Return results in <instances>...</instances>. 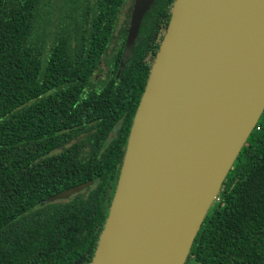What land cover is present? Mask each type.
<instances>
[{
  "label": "trees",
  "instance_id": "16d2710c",
  "mask_svg": "<svg viewBox=\"0 0 264 264\" xmlns=\"http://www.w3.org/2000/svg\"><path fill=\"white\" fill-rule=\"evenodd\" d=\"M133 1L0 0V264L91 262L174 2H153L123 57ZM190 262L264 264V111Z\"/></svg>",
  "mask_w": 264,
  "mask_h": 264
},
{
  "label": "water",
  "instance_id": "95a60500",
  "mask_svg": "<svg viewBox=\"0 0 264 264\" xmlns=\"http://www.w3.org/2000/svg\"><path fill=\"white\" fill-rule=\"evenodd\" d=\"M154 1H133L123 57ZM263 111L264 0H174L89 264H185Z\"/></svg>",
  "mask_w": 264,
  "mask_h": 264
},
{
  "label": "rangeland",
  "instance_id": "374dc122",
  "mask_svg": "<svg viewBox=\"0 0 264 264\" xmlns=\"http://www.w3.org/2000/svg\"><path fill=\"white\" fill-rule=\"evenodd\" d=\"M124 11H125V10H123V12H124ZM123 20H124V18H123V14H122V15H120V17H119V21H118V23H122ZM189 264H198V263H196V262H190Z\"/></svg>",
  "mask_w": 264,
  "mask_h": 264
}]
</instances>
